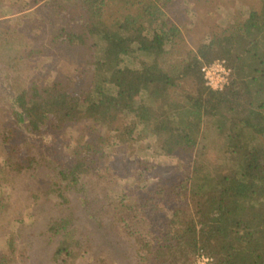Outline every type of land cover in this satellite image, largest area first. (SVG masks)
<instances>
[{"label": "trees", "instance_id": "obj_1", "mask_svg": "<svg viewBox=\"0 0 264 264\" xmlns=\"http://www.w3.org/2000/svg\"><path fill=\"white\" fill-rule=\"evenodd\" d=\"M174 1L48 0L63 20L52 40L87 50L89 80L79 92L62 79L20 90L8 102L14 124L31 134L74 122L108 129V136H79L71 163L43 192L50 210H65L48 217L41 231L58 243L60 264H107L103 256L86 257L94 235L99 245L108 242L107 221L132 240L135 264H191L199 254L213 264H264V9H247L191 49L182 32L188 11L175 10ZM217 60L231 69L222 90L207 87L201 72ZM140 95L144 103L137 106ZM15 125L0 134L3 143ZM205 127L228 138L212 175L204 172ZM127 139L148 140L130 149L133 156L143 150L188 161L178 162L175 177L148 189L139 187V169L152 166L138 159L131 184L114 196L119 171L106 163L104 147ZM25 157L13 169L17 174L36 168V160ZM7 237L0 264L25 263L29 253L17 233Z\"/></svg>", "mask_w": 264, "mask_h": 264}, {"label": "rangeland", "instance_id": "obj_2", "mask_svg": "<svg viewBox=\"0 0 264 264\" xmlns=\"http://www.w3.org/2000/svg\"><path fill=\"white\" fill-rule=\"evenodd\" d=\"M173 7L188 11L186 17L190 24L187 29L182 28V32L187 47L194 49L211 31L243 18L247 9H264V0H175ZM62 21L48 5V0H0V134L16 123L8 102L20 90L29 88L32 83L46 84L52 79H62L79 92L89 80L91 59L87 50L70 46L58 38L52 40ZM144 98L143 95L137 97L135 105H142ZM129 121L135 123L137 130H145L135 118L131 117ZM15 126V135L7 143L0 137V203L4 204L0 207V250L5 249L7 236L17 233L18 243L25 245L29 253L28 260L24 261L26 264H60L63 258L55 254L58 243L47 241L41 231L45 229L48 217L62 216L65 210L62 207L50 210L43 192L55 180L61 166L71 163L72 149L79 136L85 139L97 134L108 136V129H90L87 122H74L62 129L46 127L31 134L23 125ZM201 140L207 144L204 172L212 175L214 168L223 162L228 138L205 127ZM107 143L104 147L109 156L106 163L111 164L112 171H119L114 174L113 192L129 187L132 168L138 159L152 166L148 171L139 169L142 172L139 187L148 189L159 179L175 177L179 172L178 162L188 161L187 157L177 159L164 152L138 150L134 156L130 154L134 146L140 148L148 140L137 144L123 140L118 148ZM25 156L36 160V168L17 174L13 169L17 162L24 163ZM68 194L69 198L73 197ZM113 195L117 196V193ZM107 223L108 242L99 245V238L94 235L96 239L93 238L86 257L91 253L96 259L103 256L107 264H135L132 240L120 235L122 232L118 229L110 230L109 221ZM200 255L211 258L199 254L191 264H207L200 260ZM210 262L213 264L212 259Z\"/></svg>", "mask_w": 264, "mask_h": 264}, {"label": "built area", "instance_id": "obj_3", "mask_svg": "<svg viewBox=\"0 0 264 264\" xmlns=\"http://www.w3.org/2000/svg\"><path fill=\"white\" fill-rule=\"evenodd\" d=\"M201 72L205 85L212 90H222L228 85L231 76V69L226 65L225 60H217L210 64H204ZM200 260L211 264V258L200 255Z\"/></svg>", "mask_w": 264, "mask_h": 264}]
</instances>
